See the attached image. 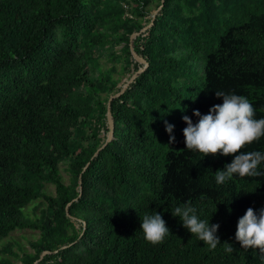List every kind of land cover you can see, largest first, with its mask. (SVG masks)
Here are the masks:
<instances>
[{
  "label": "trees",
  "instance_id": "1",
  "mask_svg": "<svg viewBox=\"0 0 264 264\" xmlns=\"http://www.w3.org/2000/svg\"><path fill=\"white\" fill-rule=\"evenodd\" d=\"M151 1L0 0V238L38 232L20 255L5 249L20 264H264L235 240L238 218L264 207V176L217 185L233 157L202 158L182 132V116L196 123L194 109L222 103L216 91L245 96L264 117V0H162L141 30ZM130 46L146 66L108 100L122 85L97 54L121 59L129 78L144 66ZM107 103L112 134L91 157L107 132ZM242 151L264 153V137ZM36 198L45 207L29 217ZM187 204L219 224L215 250L171 215ZM155 212L170 232L153 245L140 223Z\"/></svg>",
  "mask_w": 264,
  "mask_h": 264
},
{
  "label": "clouds",
  "instance_id": "2",
  "mask_svg": "<svg viewBox=\"0 0 264 264\" xmlns=\"http://www.w3.org/2000/svg\"><path fill=\"white\" fill-rule=\"evenodd\" d=\"M216 97L222 98V103L214 104L207 114L193 110L198 121L184 115L182 120L186 123L183 128L184 144L188 151L199 152L203 157L208 155L232 156L230 163L215 173V182L222 185L233 176L258 177L264 176L259 166L264 162V153L260 151L243 152L247 145L264 137V117L257 119L253 104L243 95L216 91ZM174 125L165 122V131L169 133V143L175 142L171 135ZM171 215L179 217L182 226L199 241H203L210 250H215L220 243L216 235L218 223L209 224V220H202L197 210L190 204L177 206ZM140 229L146 242L153 245L160 244L169 234L166 221L159 212L146 214L142 217ZM235 240L244 249H258L261 259H264V207L257 212L252 207L238 218ZM234 247L226 243L224 251L232 253Z\"/></svg>",
  "mask_w": 264,
  "mask_h": 264
},
{
  "label": "rangeland",
  "instance_id": "3",
  "mask_svg": "<svg viewBox=\"0 0 264 264\" xmlns=\"http://www.w3.org/2000/svg\"><path fill=\"white\" fill-rule=\"evenodd\" d=\"M156 2H158V0H152L151 1V7L153 6V10L151 13H153V12L155 13V11H157L158 7L155 6ZM145 20H147V17L145 18ZM119 46L120 45H115L114 48L118 49ZM97 55H98L97 56L98 64L102 70L108 68L112 64L114 65L115 70L112 71V73H110V74H111L112 78H115L118 80L119 85H122L127 81L128 74L124 73L121 69V66H123V65H121V63H122L121 59L115 58L114 60H110L107 52H100ZM197 57H196V60L200 59ZM200 60H202V58ZM201 63H202V61H201ZM105 136H106V132H105ZM105 136L103 137L104 139H105ZM59 169H60V174H61L62 180L64 182H67L68 178H67V174L64 170V164L63 163L59 164ZM44 191L47 193H53V191H54L53 185L49 184V183L45 184ZM44 207H45L44 201H42L41 198H36L25 206L24 213H26V215L29 217H36L39 215L40 211ZM74 224H75V226H77L76 222H74ZM37 235H38V232L36 229L24 228V229H14V230L10 231L8 233V235H6L3 238H0V259L5 257V258H8L10 264H20L19 260L15 256H13L12 254H10L8 251H5V249L7 248L11 252H15L17 255H20L22 250H24V249L29 250V243L28 242L30 240H33L34 238H36Z\"/></svg>",
  "mask_w": 264,
  "mask_h": 264
},
{
  "label": "water",
  "instance_id": "4",
  "mask_svg": "<svg viewBox=\"0 0 264 264\" xmlns=\"http://www.w3.org/2000/svg\"><path fill=\"white\" fill-rule=\"evenodd\" d=\"M161 2H162V0H160V3H159V6H158L157 10L160 8V6H161ZM155 13H156V11H155ZM155 13L153 12V13L151 14L152 16L150 17L149 22H148L147 24H145L144 27L141 28V30L147 28V27L151 24L152 19H153ZM137 33H138V32L131 33V34H130V37L134 36V35L137 34ZM129 48H130V51H131V54H132L133 58L136 59L137 61L143 62V63H144V66L138 68L137 70H135V71L129 76V78L127 79V81H126L124 84H122V86H121V88L119 89V91L116 92V93L111 94V95L109 96L108 100H110L112 97H115V96H117L118 94H120V93L125 89V87L127 86V84H128L133 78H134L135 74H136L137 72L142 71V69L146 66V62H145V60H143L140 56H138V55L132 50V47H131V46H130ZM108 107H109V104L107 103V110H106V112H105V116H106V123H107V127H108V128H107V132H106L105 139H104L103 143H102L99 147H97V148L95 149V151L93 152V154L91 155V157L94 156V155L98 152V150H100V149H101V148H102V147H103V146H104V145L110 140V137H111V134H112L113 124H112V119H111V116H110V112H109ZM65 214H66L67 216H70L67 212H66ZM61 247H64V246H61ZM44 252H45V251H42L41 254H43Z\"/></svg>",
  "mask_w": 264,
  "mask_h": 264
}]
</instances>
